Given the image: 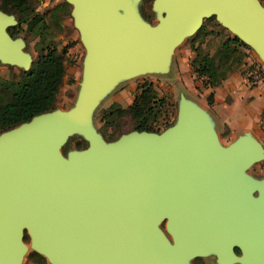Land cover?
<instances>
[{
    "label": "water",
    "instance_id": "obj_1",
    "mask_svg": "<svg viewBox=\"0 0 264 264\" xmlns=\"http://www.w3.org/2000/svg\"><path fill=\"white\" fill-rule=\"evenodd\" d=\"M85 48L76 110L48 111L0 133V264H17L22 234L53 264H184L212 251L218 262L264 264V181L245 175L262 151L249 136L220 147L205 114L180 97L176 122L104 141L86 128L91 105L116 81L157 68L182 34L214 17L264 61V10L256 0H152L153 28L124 0H65ZM0 11V62L29 68ZM82 129L87 145H59ZM255 192V194H254ZM164 220L170 245L157 229ZM234 249L238 250L236 256Z\"/></svg>",
    "mask_w": 264,
    "mask_h": 264
},
{
    "label": "rangeland",
    "instance_id": "obj_2",
    "mask_svg": "<svg viewBox=\"0 0 264 264\" xmlns=\"http://www.w3.org/2000/svg\"><path fill=\"white\" fill-rule=\"evenodd\" d=\"M256 1L264 10V0ZM124 4L125 8L132 11L141 24L149 28L155 27L158 17L162 15V12L152 8V0H124ZM1 5L2 0H0ZM70 9L71 6L65 0H29L23 14L10 9L6 11L7 14L13 16L15 21L14 25L9 27L11 37L22 41L21 49L29 56V62L35 60L47 47L55 48L61 55L64 74L52 110L60 115L78 108L84 81L85 48L73 24ZM231 37L237 38V35L222 26L214 17L202 19L200 26L195 31L182 34L164 57L162 65L120 77L91 105L86 115V128L96 132L104 141H111L120 134L128 132L132 128L133 119L126 108L142 89H148V93L152 97L150 102L154 104L153 108L157 113L153 124L154 128L162 131L164 128L172 126L176 122L180 97L187 100V94L193 88L196 91V98H203L202 100L206 102L207 95L211 92L203 83V79L192 70L191 61L197 60L200 56H206L213 61L217 66L218 76L223 74L227 77L231 73H236L240 83L248 86L246 80L248 67L252 63H259L264 73V61L254 49L242 41L244 46H240L229 55L227 62L228 64L231 62V65L227 68L221 67L224 63V51L221 43ZM232 57L235 62L231 60ZM22 73L23 69L19 65L0 62V96L2 97V93H5V97H2L3 102L10 97L12 85L22 77ZM263 81L264 74L258 83ZM258 83L249 86H255ZM223 96L220 100L221 103L228 104L233 99L230 95ZM159 100H162L160 105L158 104ZM211 103L207 104L206 102V105ZM240 103L237 102V105ZM242 103L246 105L248 98L245 97ZM235 108H230V110ZM254 129L258 137L253 140L260 147L262 156L249 163L244 169V173L254 183L259 184L264 181V107L261 109L260 120L256 122ZM214 135L215 141L220 147H227L238 138L228 134L227 126H223L222 131H214ZM76 143H80V146H77ZM86 145L87 139L84 131L76 129L65 137L59 145L58 151L64 158H67L71 153ZM157 229L172 245L173 242L166 231L164 220L157 224ZM22 246L23 249L17 264H53L43 256V261L33 257L32 252L34 251L25 232L22 234ZM238 255L239 252L236 253V256ZM183 263L224 264L217 261L212 251L197 256L183 255ZM226 264L241 263L234 259Z\"/></svg>",
    "mask_w": 264,
    "mask_h": 264
},
{
    "label": "trees",
    "instance_id": "obj_3",
    "mask_svg": "<svg viewBox=\"0 0 264 264\" xmlns=\"http://www.w3.org/2000/svg\"><path fill=\"white\" fill-rule=\"evenodd\" d=\"M28 1L29 0H2V5L0 7L4 13L10 9L19 14H23L27 9ZM10 30L9 27L6 28L7 34L11 37ZM240 46H244V43L236 37L226 38L221 43V47L224 51L223 62H226L225 65L222 63L221 67L227 68L231 65V62L229 64L227 62L229 55ZM233 59L232 57L231 60ZM233 62H235V60H233ZM191 66L193 72L197 76L204 77L203 83L209 89L219 85L220 81L225 77L223 74L218 76L216 73L217 66L206 56H200L197 60H192ZM254 68L262 77L264 73L262 72L261 65L259 63H252L248 67V71ZM63 74L64 65L61 55H59L53 47L45 48L35 60L30 62L29 68L23 71L22 77L12 85L10 97L3 102L2 97H5V93H2V97L0 96V132L10 129L23 121H27L33 115L53 110L56 93ZM151 98L148 89H142L126 108V111L129 112L133 119L132 128L130 130L160 132L153 126L157 113L154 111V104L150 102ZM211 101L212 92L208 93L206 98L208 104L211 103ZM161 103L162 100H159L158 104L160 105ZM76 144L80 146V143ZM32 255L34 258H39L43 261V257L36 252H32Z\"/></svg>",
    "mask_w": 264,
    "mask_h": 264
},
{
    "label": "crops",
    "instance_id": "obj_4",
    "mask_svg": "<svg viewBox=\"0 0 264 264\" xmlns=\"http://www.w3.org/2000/svg\"><path fill=\"white\" fill-rule=\"evenodd\" d=\"M209 90L212 92L213 100L210 105H206L203 98L197 99L193 88L189 90L187 100L205 114L213 132L222 131L223 126H227L228 134L236 137L249 136L253 139L258 137L254 127L260 120V112L264 107V81L255 86H246L240 83L236 73H231L221 80L219 85ZM223 95L232 96V101L228 104L221 103ZM245 97L248 98L246 105L242 103ZM237 102L241 103L237 105Z\"/></svg>",
    "mask_w": 264,
    "mask_h": 264
},
{
    "label": "built area",
    "instance_id": "obj_5",
    "mask_svg": "<svg viewBox=\"0 0 264 264\" xmlns=\"http://www.w3.org/2000/svg\"><path fill=\"white\" fill-rule=\"evenodd\" d=\"M262 72H263V70H262ZM198 77L204 79L203 76H198ZM261 78L262 77H261L260 73L254 68V69L248 71L246 80L248 81L249 85H253V84L258 83L261 80Z\"/></svg>",
    "mask_w": 264,
    "mask_h": 264
},
{
    "label": "flooded vegetation",
    "instance_id": "obj_6",
    "mask_svg": "<svg viewBox=\"0 0 264 264\" xmlns=\"http://www.w3.org/2000/svg\"><path fill=\"white\" fill-rule=\"evenodd\" d=\"M234 252H235V253H237V252H238V250L236 251V249H234Z\"/></svg>",
    "mask_w": 264,
    "mask_h": 264
}]
</instances>
